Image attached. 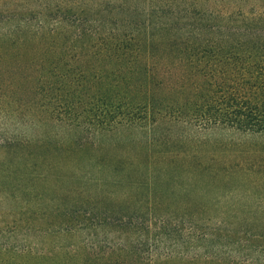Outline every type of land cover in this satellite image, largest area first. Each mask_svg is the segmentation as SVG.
Instances as JSON below:
<instances>
[{
	"label": "trees",
	"instance_id": "obj_1",
	"mask_svg": "<svg viewBox=\"0 0 264 264\" xmlns=\"http://www.w3.org/2000/svg\"><path fill=\"white\" fill-rule=\"evenodd\" d=\"M0 97L7 125L23 108L101 132L181 123L264 134V0H0ZM54 213L48 233L72 229L73 240L53 241L44 254H61L57 264H77L83 253L99 260L83 227L71 226L82 212ZM224 217L190 231L191 256L144 258L131 234L108 248L147 264H264V224ZM18 256L37 254L22 248L7 264Z\"/></svg>",
	"mask_w": 264,
	"mask_h": 264
},
{
	"label": "rangeland",
	"instance_id": "obj_2",
	"mask_svg": "<svg viewBox=\"0 0 264 264\" xmlns=\"http://www.w3.org/2000/svg\"><path fill=\"white\" fill-rule=\"evenodd\" d=\"M1 136L0 246L8 250L0 264L22 248L37 257L18 256L17 264L60 263L61 254L48 258L45 249L73 240L74 230L48 231L59 221L53 213L71 208L82 212L71 226L83 227L82 238L91 239L101 257L83 253L77 264H147L108 248L127 244L130 234L141 238L137 252L144 258L191 256L196 238L190 231H207L223 215L264 224V134L181 123L101 132L21 108L16 121L0 123ZM88 210L95 212L90 218ZM104 211L116 214L106 219ZM164 216L170 222L161 225Z\"/></svg>",
	"mask_w": 264,
	"mask_h": 264
}]
</instances>
